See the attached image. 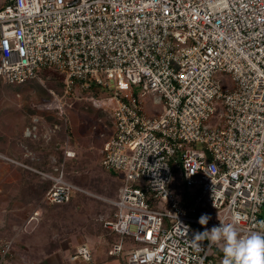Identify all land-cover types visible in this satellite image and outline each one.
Segmentation results:
<instances>
[{
    "label": "built area",
    "instance_id": "built-area-1",
    "mask_svg": "<svg viewBox=\"0 0 264 264\" xmlns=\"http://www.w3.org/2000/svg\"><path fill=\"white\" fill-rule=\"evenodd\" d=\"M42 67L68 72L63 97L77 82L111 93L113 106L95 99L112 117L101 165L124 174L103 219L121 235L110 255L221 264L223 242L196 233L221 222L264 231V0H0V76L22 84ZM148 94L162 111L147 112ZM74 155L66 149L62 165ZM64 173L50 176V205L81 190ZM9 239L0 234V264L13 256ZM70 261L97 264L85 241Z\"/></svg>",
    "mask_w": 264,
    "mask_h": 264
},
{
    "label": "rangeland",
    "instance_id": "rangeland-1",
    "mask_svg": "<svg viewBox=\"0 0 264 264\" xmlns=\"http://www.w3.org/2000/svg\"><path fill=\"white\" fill-rule=\"evenodd\" d=\"M102 77L106 81V76ZM217 78L232 84L228 75L218 73ZM67 80L68 72L55 67L39 68L35 78L22 84L6 83L0 76V234L14 242L13 256L4 264H71V252L84 241L90 244L97 264H127L128 251L109 257L105 242L86 233L88 226L103 222L110 214L108 201L117 196L124 179L123 173L101 165L102 147L112 132V117L109 109L95 99L113 106L111 93L105 87L86 93L77 82L76 94L63 97ZM51 91L64 98L65 115L58 105L50 104ZM153 99L148 94L145 100L150 115L162 111ZM64 128L69 129V136H64ZM41 136L52 143L62 140V159L66 149L75 155L65 166L61 161V167L39 168L27 162L31 156L38 162L40 159L26 140L38 144ZM62 169L64 179L81 190L67 204L50 205L38 191ZM178 185L185 188L182 179ZM151 203L156 207L155 201ZM120 238L116 233L114 242Z\"/></svg>",
    "mask_w": 264,
    "mask_h": 264
},
{
    "label": "clouds",
    "instance_id": "clouds-1",
    "mask_svg": "<svg viewBox=\"0 0 264 264\" xmlns=\"http://www.w3.org/2000/svg\"><path fill=\"white\" fill-rule=\"evenodd\" d=\"M209 219V215L202 214L199 223L206 225ZM205 239L213 245L223 242L221 264H264V231L242 236L234 224L221 222L220 226L196 233L193 240L199 242Z\"/></svg>",
    "mask_w": 264,
    "mask_h": 264
},
{
    "label": "trees",
    "instance_id": "trees-1",
    "mask_svg": "<svg viewBox=\"0 0 264 264\" xmlns=\"http://www.w3.org/2000/svg\"><path fill=\"white\" fill-rule=\"evenodd\" d=\"M69 136L70 132L68 128H64V136ZM26 139H29L26 137ZM41 142L37 144V142H33L32 140H26L28 146L30 147L31 150L35 151V154L38 155L40 161H36V157L32 156L27 160V162L34 163L36 166L39 168H44V167H53L57 165V167H61V159L63 156V150L60 149V144L62 140L57 141L56 143L48 142V140H45L41 136ZM34 159V160H33ZM67 164V162H66ZM65 171V170H64ZM58 173V172H57ZM52 185V181L47 183L46 186L44 185L43 188L39 189L38 193L41 195H45L47 190L50 188ZM43 195V196H44ZM79 194H77L78 196ZM76 196V197H77ZM69 203V202H68ZM67 204V203H64ZM56 205H62V204H56ZM87 236L91 238H101L102 241L105 242L106 245V254L110 256L109 254V245H111L116 237V233L112 230H109L104 227L103 222L97 221L95 226H88L87 227ZM105 255V254H104ZM113 257V256H112Z\"/></svg>",
    "mask_w": 264,
    "mask_h": 264
},
{
    "label": "crops",
    "instance_id": "crops-1",
    "mask_svg": "<svg viewBox=\"0 0 264 264\" xmlns=\"http://www.w3.org/2000/svg\"><path fill=\"white\" fill-rule=\"evenodd\" d=\"M78 245V244H77ZM74 252V250L71 252V254ZM71 254H70V256H69V259H70V257H71ZM70 261V260H69ZM66 262V261H65ZM71 262V264H73L72 263V261H70ZM78 263H81V262H76L75 264H78ZM68 264V263H67ZM82 264H86V263H82Z\"/></svg>",
    "mask_w": 264,
    "mask_h": 264
}]
</instances>
